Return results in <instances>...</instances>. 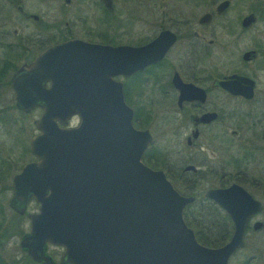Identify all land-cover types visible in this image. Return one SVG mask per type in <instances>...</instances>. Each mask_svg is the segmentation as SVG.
<instances>
[{
  "label": "flooded vegetation",
  "instance_id": "obj_1",
  "mask_svg": "<svg viewBox=\"0 0 264 264\" xmlns=\"http://www.w3.org/2000/svg\"><path fill=\"white\" fill-rule=\"evenodd\" d=\"M156 39L146 50H135ZM67 41L88 44L89 56L99 59L102 47L118 48L113 80L131 109L132 127L151 137L140 161L162 171L179 194L193 197L189 204L200 198L213 202L217 213L229 220L226 241L233 223L216 201L205 197L206 190L237 185L260 203V210L247 219L243 246L232 255L244 247L247 233L264 229V0H0V106H14L22 115L39 111L32 120L36 133L24 148L30 159L13 172L9 161L0 166L8 164V170L0 169V179L8 176L7 207L16 219L6 224L27 227L18 240L26 263L43 264L20 247L39 203L30 195L21 212L12 208V177L37 161L30 140L40 132L34 121L41 109L16 108L12 78L44 50ZM162 50L161 57L150 61ZM232 76L252 85L237 83ZM50 85L43 82L45 88ZM250 85V98L232 92ZM78 124L73 116L65 127ZM158 138H167V144ZM256 222L261 224L258 229L253 227ZM219 223L217 215L214 233L220 232ZM62 252L60 246H44L53 264H61ZM254 260L251 255L240 264H256Z\"/></svg>",
  "mask_w": 264,
  "mask_h": 264
},
{
  "label": "water",
  "instance_id": "obj_2",
  "mask_svg": "<svg viewBox=\"0 0 264 264\" xmlns=\"http://www.w3.org/2000/svg\"><path fill=\"white\" fill-rule=\"evenodd\" d=\"M90 48L78 41L55 44L12 78L16 108L41 109L34 121L40 132L30 140L37 161L12 177V208L21 212L30 195L39 203L20 247L43 264H53L46 243L63 248L61 264H227L243 246L247 219L260 203L237 185L207 189L205 197L229 214L233 231L220 246L200 244L182 216L193 197L140 161L151 137L132 127L131 109L113 80L118 48L102 47L101 59L90 57ZM251 85L232 92L250 98ZM73 116L78 126L66 128Z\"/></svg>",
  "mask_w": 264,
  "mask_h": 264
},
{
  "label": "rangeland",
  "instance_id": "obj_3",
  "mask_svg": "<svg viewBox=\"0 0 264 264\" xmlns=\"http://www.w3.org/2000/svg\"><path fill=\"white\" fill-rule=\"evenodd\" d=\"M2 110H5L7 115L3 117L4 112H2L0 116V166H4L3 163L9 161L13 172L30 159V155L25 152L24 148H27L30 136L36 133L32 120L39 115V111L34 110L27 115H22L14 106H0V111ZM165 141L167 142V138L157 139L160 144ZM236 157L239 158L240 155L236 154ZM6 166L8 167V164ZM5 167L0 169L8 170ZM3 170L1 171L3 172ZM8 187V176L4 180L0 179V206H2V209L0 207V264H28L18 247L20 233L22 230L26 231L27 227L22 223L18 224V227L9 225L16 219L10 214L7 207V200L10 196ZM262 200L263 214L260 218L263 217L262 220H264V198ZM7 226L12 229L8 230ZM48 250L55 251L53 248H48ZM251 255L255 256L254 262L256 264H264V229L257 234L247 233L244 247L232 255L228 261L229 264H240Z\"/></svg>",
  "mask_w": 264,
  "mask_h": 264
},
{
  "label": "trees",
  "instance_id": "obj_4",
  "mask_svg": "<svg viewBox=\"0 0 264 264\" xmlns=\"http://www.w3.org/2000/svg\"><path fill=\"white\" fill-rule=\"evenodd\" d=\"M217 215L220 217V232L214 233V220ZM182 216L185 224L193 230L194 236L200 244L217 247L229 237L227 225L229 220L217 213L213 202L200 198L186 206Z\"/></svg>",
  "mask_w": 264,
  "mask_h": 264
}]
</instances>
